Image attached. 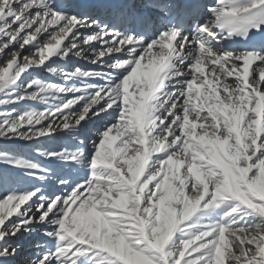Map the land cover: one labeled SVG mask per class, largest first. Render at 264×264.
<instances>
[{
    "label": "snow or ice",
    "instance_id": "6c2138e0",
    "mask_svg": "<svg viewBox=\"0 0 264 264\" xmlns=\"http://www.w3.org/2000/svg\"><path fill=\"white\" fill-rule=\"evenodd\" d=\"M0 264H264V0H0Z\"/></svg>",
    "mask_w": 264,
    "mask_h": 264
},
{
    "label": "rangeland",
    "instance_id": "374dc122",
    "mask_svg": "<svg viewBox=\"0 0 264 264\" xmlns=\"http://www.w3.org/2000/svg\"><path fill=\"white\" fill-rule=\"evenodd\" d=\"M73 64H75V65H78L79 64L78 66L85 65L86 64V61H82V60H79L78 61L75 58H73ZM64 143H65V141L63 140V138H60V139H58L56 141H51V142L45 140V142H44V144L42 146L45 147V148H59ZM33 155L35 156V153H33ZM40 159H42V158H40ZM43 239H44V237L38 236V235L37 236H32V237H26V238H24L21 241L23 243L24 247H23V249L20 252V259H23L25 256H27V248H26V245H27L28 242H32V245H33V243L36 240H43Z\"/></svg>",
    "mask_w": 264,
    "mask_h": 264
},
{
    "label": "bare ground",
    "instance_id": "6f19581e",
    "mask_svg": "<svg viewBox=\"0 0 264 264\" xmlns=\"http://www.w3.org/2000/svg\"><path fill=\"white\" fill-rule=\"evenodd\" d=\"M76 59V58H75ZM78 60V59H76ZM79 61V60H78ZM79 65V64H78ZM81 67H93L92 65H90L89 63L86 62L85 65H80ZM32 242H28L27 245H26V248H27V256L30 255L33 251H34V248H32ZM26 251V250H25Z\"/></svg>",
    "mask_w": 264,
    "mask_h": 264
}]
</instances>
